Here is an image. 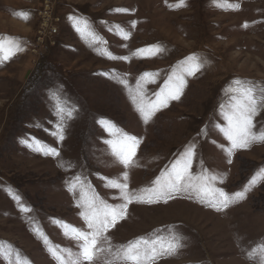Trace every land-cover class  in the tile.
Listing matches in <instances>:
<instances>
[{
    "label": "rangeland",
    "instance_id": "obj_1",
    "mask_svg": "<svg viewBox=\"0 0 264 264\" xmlns=\"http://www.w3.org/2000/svg\"><path fill=\"white\" fill-rule=\"evenodd\" d=\"M176 3L0 0V37L17 38L23 48L0 64V250L11 248L13 264L17 256L21 264H58L52 246L80 251V241L66 227L88 231L76 206L81 184L69 190L75 177L89 195L118 205L119 190L106 186L110 180L123 182L127 172L129 191L149 188L189 144L195 145L193 175L215 176L214 186L229 194L249 187L245 198L222 211L184 192L167 203L133 202L107 233L112 250L101 242L103 251L92 264H118L119 246L142 236L168 238V229L182 237L183 247L154 264H264L258 248L264 244V142L230 155L220 109L235 79L264 86V0H186L185 7L170 6ZM24 11L30 13L27 20L17 15ZM77 19L88 22L98 42L82 38ZM152 46L164 50L138 52ZM108 53L128 59H109ZM191 55L203 67L185 75L180 98L145 123L132 100L138 82L145 102L155 100ZM144 73L156 75L141 80ZM57 97L65 113H72L62 122L54 107ZM60 123L63 140L53 135ZM253 126L264 132V108ZM122 134L140 140L135 166L125 168L106 143ZM32 137L59 155L34 150ZM253 177L257 182L249 185ZM8 259L0 258V264Z\"/></svg>",
    "mask_w": 264,
    "mask_h": 264
},
{
    "label": "snow or ice",
    "instance_id": "obj_2",
    "mask_svg": "<svg viewBox=\"0 0 264 264\" xmlns=\"http://www.w3.org/2000/svg\"><path fill=\"white\" fill-rule=\"evenodd\" d=\"M171 7H185L186 0H177L175 5ZM235 7H239L236 5ZM117 12H126L127 9H116ZM17 15L27 20L30 13L24 11L17 13ZM135 22H133V27ZM76 30L81 34L82 38L90 40L92 43L99 41V37L90 30L87 21L77 19L75 21ZM118 27V26H117ZM247 27V24L244 25ZM129 33L124 32L123 38L128 39ZM23 48L17 38L14 37H0V64H3L14 56H16ZM160 46H152L149 49H140L138 52H149L152 55L163 52ZM109 59H128L127 57H117L107 54ZM203 67V62L196 55H191L186 58L180 65V71L173 73L165 81L164 87L159 93H156L155 100L145 102L141 85L138 82L137 94L132 96L133 102L136 104L137 110L140 112L143 120L147 123L162 107H167L170 100H178L182 94L183 88L186 85L184 79L185 75H195ZM156 74L144 73L141 80L146 77H151ZM119 83L127 86L126 80H119ZM154 82V81H150ZM227 99L220 105L221 114L227 121V126L222 128L225 137L230 142L231 147L228 149L229 154L241 148H247L252 142H264V132L256 133L253 131V117L257 112L264 108V86H257L254 82L237 78L225 90ZM56 108V115L62 122L65 114L71 118V110L65 113V108L59 103V97L54 101ZM58 140H63V125L57 124L56 131L53 133ZM35 142L36 151L42 152L45 155L58 156L59 152L55 148L44 146L43 142L37 138L32 137ZM28 144V141H23ZM111 148L113 155L117 157L119 162L125 167L135 166L134 157L136 149L140 144L134 136L122 134L121 138L115 141H106ZM32 147V144H29ZM195 145L189 144L185 151L161 173L149 188L141 189L139 191H129L127 183L128 173L124 172L122 176L123 182L119 179L110 180L106 185L119 190V196L114 199H120L122 203L118 205H110L101 200L98 195L93 193L89 195L83 188L79 176L74 178V182L70 185V191L76 189L77 184H81L80 200L77 202V207L82 208L80 215L84 219L88 231H81L74 228V226L66 225L74 235L72 238L80 241V251L76 254L71 252V249H59V246H52L49 248L50 253L58 261V264H92L97 254L103 251L99 247L101 242L109 245L111 251V242L107 233L110 228L115 227L118 221L124 219L127 215V208L129 204L136 203H159L163 201L167 203L168 200L174 198V195L179 192L189 194V198H196L201 203L207 206L214 207L217 211L227 209L230 205L245 198L246 192L250 190L245 187L243 191L229 194L223 189L214 186L215 176H211L206 172L199 175H193L191 172L192 160L195 156ZM107 179V178H105ZM257 177H253L249 181V185H255ZM14 199L20 201L19 195L14 196ZM22 211H30L25 206H22ZM170 236L165 238L163 235H156L153 238L148 236L138 237L134 241L128 242L126 245H121L114 253V259L118 264H154V261L165 255L175 254L181 247H183L182 237L178 233L168 229ZM65 235H68L65 232ZM46 244L51 242L44 238ZM258 248L264 251V244L258 245ZM63 253H67L65 256ZM8 257L6 264H13L11 248L0 250V258ZM251 258V253H249ZM14 264H21L19 257L15 259Z\"/></svg>",
    "mask_w": 264,
    "mask_h": 264
}]
</instances>
